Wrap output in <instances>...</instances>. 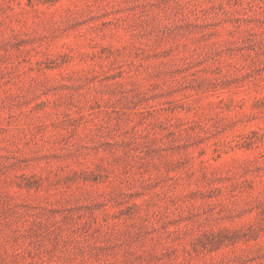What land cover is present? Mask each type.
Listing matches in <instances>:
<instances>
[{
	"label": "rangeland",
	"instance_id": "obj_1",
	"mask_svg": "<svg viewBox=\"0 0 264 264\" xmlns=\"http://www.w3.org/2000/svg\"><path fill=\"white\" fill-rule=\"evenodd\" d=\"M0 264H264V0H0Z\"/></svg>",
	"mask_w": 264,
	"mask_h": 264
}]
</instances>
